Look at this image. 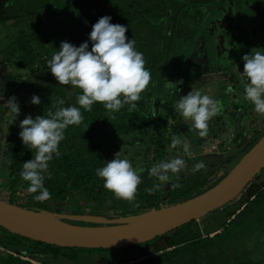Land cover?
<instances>
[{
	"label": "trees",
	"instance_id": "16d2710c",
	"mask_svg": "<svg viewBox=\"0 0 264 264\" xmlns=\"http://www.w3.org/2000/svg\"><path fill=\"white\" fill-rule=\"evenodd\" d=\"M72 1H76L73 2L75 5L64 6V17L54 21H49L48 17L39 14L46 6L45 0H25V7L21 1V7L20 3L15 4V23L6 26L10 37H7L3 44L7 51L0 54L4 57L3 60L0 58V72L6 73L2 74L0 94L7 99L15 96L20 105V114L13 119V114L6 104H0V119L8 128V135L6 139L3 138L5 143L0 161L7 169L6 180L14 193L18 195V192L26 191L24 203L8 200L10 203L68 214L106 215L109 218L138 214L151 208L175 204L201 194L217 184L264 134V127L255 128L252 137L241 131L242 126H236L232 131L233 141L242 147V150L226 157L221 166L224 170L217 172L213 179L204 169L196 172L190 170L185 179L173 180L172 183L180 185L179 187L166 190L162 186L160 190L149 195L146 189L158 181L155 177L150 178L145 171L136 196L140 207H133L132 203L115 198L112 192L103 187V180L96 175L95 170L107 162L97 137L106 133L111 139L121 141L136 135H139L142 141L147 140L145 149L140 153L143 157L141 164L135 157L131 160L133 166L138 165L145 169L170 155L167 148L170 147L171 137L166 133L171 128L178 134L179 123L174 121L175 116L171 110L179 99L182 83L176 84L175 94H170L164 85L167 80L175 83L181 79L184 80L185 86L200 85V78L191 76L194 72L189 74L186 66L192 63L193 53L191 55L190 50L201 44L199 31L211 9L210 0ZM61 2L65 4L69 0ZM238 3L235 6L239 16L240 11L250 9L245 1ZM26 7L32 11L30 14H17ZM35 10L37 11L34 12ZM104 15L112 18L111 23L127 26L126 36L134 39L137 50L143 53L146 67L151 72L152 83L148 91L142 93L136 109L131 112L128 110L129 106L125 105L119 112L109 113L100 103L93 104L91 112L81 109L83 123L79 126H69L65 139L59 146L62 155L59 158L54 156L49 162L50 175L46 176L44 183L51 193V198L46 201H53L55 207H35L33 203L36 200L27 191L28 183L20 176L23 163L34 158L35 150L23 144L19 136L20 121L27 115L35 118L37 115L46 116L49 109L54 111L53 105L58 97L65 100L64 107H79L76 97L81 94V90L59 84L47 67L46 61L59 51L62 41L75 46L88 41L90 49L89 34L92 25ZM236 28L239 32L238 43H242L238 24ZM242 33L241 36L246 38L245 30ZM205 42L204 40L202 44ZM246 46L247 51L252 47L249 42ZM34 94L40 97L41 103L38 105L30 102ZM161 100L166 102L162 103ZM227 119L241 120L236 116ZM218 122L221 123L219 117L215 116L214 125ZM220 128L226 130V125L216 130L221 131ZM3 131L0 128V132ZM213 136H216L214 131ZM230 164L232 167L228 169ZM219 169L217 168V171H220ZM246 196L237 200L233 207H229V212L222 210L221 216L214 218V226L201 230L198 221L192 220L152 241L119 249L58 246L11 233L0 226V264H53L61 259L81 264L84 260L95 261L91 258H94L97 252L105 255L103 264H262L260 260L250 258L253 246L248 249L246 245L257 231L258 222L264 220V178L251 184ZM109 200L110 204L107 203ZM216 211L217 209L214 210ZM234 214V218L224 224L226 219ZM131 247L138 249H134L137 251L134 257L130 254ZM238 247H242L243 251L238 252ZM117 253L124 256L128 254L130 257L124 262L115 263L114 259H118ZM31 259L38 263L32 262Z\"/></svg>",
	"mask_w": 264,
	"mask_h": 264
},
{
	"label": "clouds",
	"instance_id": "9594fccd",
	"mask_svg": "<svg viewBox=\"0 0 264 264\" xmlns=\"http://www.w3.org/2000/svg\"><path fill=\"white\" fill-rule=\"evenodd\" d=\"M111 17L104 15L92 25L89 42H82L79 46L62 41L59 51L46 61L47 67L57 82L70 85L81 90L77 95V106L65 105V100L58 97L46 116L37 115L33 118L27 115L20 121L19 136L24 145L35 150L34 158L23 163L20 171L21 178L28 183L27 191L33 199L44 202L51 198V193L45 187L46 176H49V162L54 156L59 158L61 142L65 139V132L69 126H79L84 121L81 109L92 111L95 103L103 104L109 113L119 112L125 105L131 112L136 109L141 95L147 92L152 83L151 72L146 67V60L142 52L136 48V41L126 36L127 26L111 23ZM244 61L240 84L243 87V98L253 105V110L264 117V52L255 51L242 57ZM181 81L165 83V89L175 94L176 84ZM228 91L232 86H228ZM32 104H40L38 95H33ZM162 103L166 101L161 100ZM6 107L13 114V119L20 114V105L15 96L6 101ZM174 109L184 121L192 122V129L200 137H205L209 131V122L223 111L220 99L193 89L187 95L180 96L174 104ZM155 116V115H154ZM153 116V117H154ZM166 135L171 137L170 149L182 147L185 154L189 153V142L186 138L174 133L171 128ZM229 142L231 138H228ZM204 161L195 163L191 171L196 172L206 168ZM187 161L177 155L171 159L159 162L145 169L133 166L127 156L117 152L113 159L103 167L97 168V177L103 180V187L112 192L117 199L126 200L133 207H140L136 202L138 186L142 183V174L147 171L150 178L155 177L158 183L147 188L149 195L160 190L162 186L171 188L180 185L171 183L173 176L179 177L187 172ZM171 174V175H170ZM111 203V200L107 201Z\"/></svg>",
	"mask_w": 264,
	"mask_h": 264
},
{
	"label": "water",
	"instance_id": "95a60500",
	"mask_svg": "<svg viewBox=\"0 0 264 264\" xmlns=\"http://www.w3.org/2000/svg\"><path fill=\"white\" fill-rule=\"evenodd\" d=\"M263 169L264 134L217 184L187 200L138 214L109 218L106 215L27 208L0 199V226L11 233L58 246L125 248L151 241L225 206ZM91 223L93 225H89Z\"/></svg>",
	"mask_w": 264,
	"mask_h": 264
},
{
	"label": "rangeland",
	"instance_id": "374dc122",
	"mask_svg": "<svg viewBox=\"0 0 264 264\" xmlns=\"http://www.w3.org/2000/svg\"><path fill=\"white\" fill-rule=\"evenodd\" d=\"M11 1V0H10ZM223 22L225 19L222 20ZM255 51H261L264 52V35L262 39H259L255 45H254V52ZM226 57L223 58V60H217L215 61V65L217 67V64L219 62L224 61H230V55L229 54H224ZM229 55V56H228ZM0 58L3 60L4 57L0 56ZM243 65L244 61L239 58L236 59V65H232L229 68L226 66L221 73H207L206 74H194V77H199L200 85H190V86H185L184 80L181 79L182 87L180 89V96L187 95L188 92H190L193 89L197 90H202L204 93L209 94L213 96L214 98L220 99L223 102V111L221 114L217 115L219 117L220 122L215 126L214 125V120L215 117L209 122V131L207 136L205 137H200L197 133L196 130L192 129L191 125L192 122L189 121H184L182 116L175 111V109H172L171 112L173 116H175L174 121H178L179 123V129H178V134L186 138L189 142V153L190 155H187L184 153L183 148L179 147L176 149H170L167 148L168 152L170 153L169 156H167L166 159H171L174 158L175 156L179 155L183 157L187 163H188V170L187 172H182L179 177L173 176L171 183L173 182L174 179H178V181L185 179L186 175H188L190 170L192 169L193 165L199 161H204L206 163V167L204 168V172L209 174L210 176H215L217 173L216 171L209 170L208 166L211 161L214 159L216 160H221L222 162L217 163L216 168H220L219 170L222 169V163L223 160L226 159V156H230L233 153H238L242 150V147H239L237 144L234 143V135H232V131L237 128L236 126H242L241 131L250 134L251 136L253 135V130L255 128H263L264 127V117L258 115L254 110H253V105H251L248 101L244 100L243 98V87L240 84V78L243 72ZM228 69L226 72L225 70ZM2 74L5 75L3 72H0V82L2 78ZM194 83H197L196 80H193ZM232 86V90L228 91V86ZM64 86H70V85H64ZM71 87V86H70ZM186 89V90H185ZM72 90V88H71ZM184 92H183V91ZM7 97L0 94V104L5 103L7 101ZM233 115H232V114ZM237 117L238 119L241 118L240 121H235L232 119H227L231 117ZM225 126L226 125V130L221 129V131H217L216 129L219 128L220 126ZM0 128L4 130L2 133L0 132V160H2V151L4 147L5 140L3 139L7 137L8 135V128L6 125H3V120L0 119ZM213 131L216 136H213ZM195 134L197 136H195ZM231 138L230 142L228 138ZM253 137V136H252ZM101 147H102V154L104 155L105 159L107 161L111 160L114 158L115 154L120 151L122 156H127L130 160H132L133 157H135V160L141 164L142 162V156L140 155L141 152L146 147V141L140 140V136L136 135L133 138L130 139H123V141L118 140V139H111L108 137L106 133L101 134V136L97 137ZM227 142V143H223ZM231 147V148H230ZM213 159V160H212ZM238 161H236L237 163ZM236 165V164H235ZM232 166L231 164L228 165V169H230ZM206 170V171H205ZM264 169L263 171L255 177L254 181L257 180L258 182L260 180H263L264 176ZM171 175V174H170ZM7 176V169L5 168L4 164L2 161H0V199L3 200H13L16 201L17 203H24L25 202V195L26 191H20L18 192V195L14 193V190L11 188L9 183L6 180ZM263 176V177H262ZM259 179V180H258ZM183 182V181H181ZM255 182H253L254 184ZM166 190L170 189V185H165L164 186ZM246 193L243 195H239L235 197L233 200H231L228 204H226L221 208H218L216 212H210L209 214H206L204 217L198 219L199 225H201V230L203 228H209L211 226H214V218H219L221 216V211L222 210H227L228 212L230 209L229 207H233L235 203H237V200L246 198ZM236 201V202H235ZM34 206H45L49 208H54L55 205L53 201H44V202H38L34 201ZM223 208V209H222ZM227 211H225L227 213ZM240 211V210H239ZM237 211V212H239ZM225 213V214H226ZM234 215H230L228 219L224 222V224H227L234 218ZM205 220V223H204ZM223 224V225H224ZM257 231L253 233L252 238L249 240L248 245H246L249 248L253 246L252 250V257L251 259L257 261L260 260L262 264H264V220L262 222H258L257 225ZM216 233V232H215ZM215 233H211V235H214ZM152 241V240H151ZM149 242V241H148ZM144 244V243H141ZM1 249V247H0ZM137 248H130V254L131 256L134 257V255L137 253L136 250ZM3 250V249H2ZM138 250V249H137ZM236 251V250H235ZM243 251L242 247H238V252ZM16 254V253H15ZM233 254V252H232ZM122 255V256H121ZM103 256L104 254L97 252L94 254V258H91L95 261H83L81 264H103ZM118 259H114L115 263L118 261H126L130 257L128 254L125 256L123 254L117 253ZM246 258V256L244 257ZM249 258V257H248ZM25 259H30V258H25ZM32 262L38 263L36 260L31 259ZM53 264H77L73 263L71 261H68L66 259H61L56 262H53Z\"/></svg>",
	"mask_w": 264,
	"mask_h": 264
},
{
	"label": "flooded vegetation",
	"instance_id": "af4514ba",
	"mask_svg": "<svg viewBox=\"0 0 264 264\" xmlns=\"http://www.w3.org/2000/svg\"><path fill=\"white\" fill-rule=\"evenodd\" d=\"M21 1L23 2V7H25V0H0V54H3L4 51H7V48L5 49V47L3 46L6 39L10 37L9 31L6 26L10 25L11 23H15L16 18L13 17L15 15L13 13L16 10L15 4L20 3ZM61 1L62 0H45L46 6L44 5L45 8L39 14L48 17L49 21H54L55 19L61 20L65 14V9L63 7H73L75 5V3L73 2H76L69 0V2L62 4ZM241 1L242 0H235L234 4V0H210L209 4L211 9L206 15L204 24L201 26L199 31V35H201L202 40L201 44L197 48H192L190 50L191 55L193 53L191 57L192 63H188V65L186 66V71L189 72V74L194 72L190 74L191 76L194 74L203 75L206 74L205 72L212 74L221 73L226 66L229 67L232 65H236V59L239 58V56L243 52V55L254 52L255 43L259 39H262L264 35V0H243L247 5H249L250 11H240L241 16H239L235 5L236 3L239 4L238 2ZM21 6L22 4L20 3L19 7ZM27 7L17 14H30L32 11ZM36 11L37 10H35L34 12ZM223 19H225L224 22L222 21ZM237 24L241 29L240 42L242 43H238L239 32L236 28ZM244 30L247 35L246 38H243V36H241ZM204 40L206 42L202 44ZM246 42H249L252 45V47H250L248 51ZM224 54L230 55V61H224V63L219 62L216 67V58L218 61L223 60V58L226 57ZM227 70L228 69H226L225 72ZM218 161L219 163L222 162L221 160L216 159L211 161L208 166L209 170L216 171V162ZM222 170L224 169L216 172L220 173ZM213 178H215V176H213L212 179ZM255 181L253 180L250 184H248V186L239 195H243L244 193H246L248 187L251 186V184H253V182Z\"/></svg>",
	"mask_w": 264,
	"mask_h": 264
},
{
	"label": "built area",
	"instance_id": "2783aa9c",
	"mask_svg": "<svg viewBox=\"0 0 264 264\" xmlns=\"http://www.w3.org/2000/svg\"><path fill=\"white\" fill-rule=\"evenodd\" d=\"M24 258H27V257H24Z\"/></svg>",
	"mask_w": 264,
	"mask_h": 264
}]
</instances>
